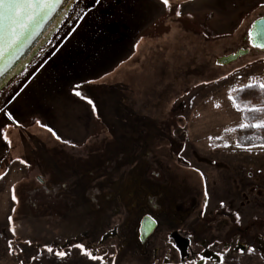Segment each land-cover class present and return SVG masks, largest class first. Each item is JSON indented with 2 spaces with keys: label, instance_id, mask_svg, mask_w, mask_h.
<instances>
[{
  "label": "rangeland",
  "instance_id": "obj_1",
  "mask_svg": "<svg viewBox=\"0 0 264 264\" xmlns=\"http://www.w3.org/2000/svg\"><path fill=\"white\" fill-rule=\"evenodd\" d=\"M70 6L0 88V264H264V147L235 145L243 111L229 98L240 88L264 84V53L217 63L244 44L250 25L264 15V0H169L168 7L161 0H73ZM88 21L99 24L96 32L104 38L129 33L131 55L106 77L76 79L63 44ZM48 68L59 79L69 76L65 89L54 82L51 95L42 82ZM175 76L179 81L172 84ZM69 80L82 83L71 87ZM115 84L125 86L136 120H157L165 135L153 139L142 120L144 147L140 137L127 138L128 150L118 153L120 169L116 163L95 167L92 185H111L146 161L144 193L166 186L180 215L151 209L137 215L115 202H103L94 220L83 215L81 169L75 164L97 158L92 149L102 153L112 143L87 101ZM162 89L169 91L164 98L152 91ZM150 140L153 145L147 146ZM41 153L65 177L45 164ZM76 203L80 215L72 220L68 206ZM184 212H189L185 218ZM143 215L158 227L141 246ZM78 244L102 259L85 256ZM57 251L70 255L61 260Z\"/></svg>",
  "mask_w": 264,
  "mask_h": 264
},
{
  "label": "trees",
  "instance_id": "obj_2",
  "mask_svg": "<svg viewBox=\"0 0 264 264\" xmlns=\"http://www.w3.org/2000/svg\"><path fill=\"white\" fill-rule=\"evenodd\" d=\"M247 33L245 36H247ZM245 45L246 48L251 49L252 53H264V51L253 49L249 42ZM177 81H179V77L175 76L172 84H177ZM259 85V83H254L251 88L245 86L231 93V99L234 105L237 109L239 108L243 111L244 125L234 130V143L238 148L247 149L261 147V145H264V128L253 127V125L264 123V111H253V109H264V91L259 88ZM122 88L125 89V86L115 84L110 87H103L102 89L97 90L94 95L92 94L90 96V99L93 101V105L96 107L100 118L104 122L105 128L109 130V134L112 136V143L104 150L105 152L102 153H100L101 150L92 149V155L96 154V156H98L97 158L94 157V159H89L88 161L75 164L81 169L79 172L81 179L78 182L80 183L79 189L82 190L84 196L83 206L85 210L83 215L94 220L96 215L104 210L101 206L103 202H106L107 205L111 202H115L117 206H120L122 203L123 205H126L125 207L127 209H130L131 212L137 215L141 209H145V211L151 209L156 214L167 212L180 215L177 211L176 202L168 201L167 199L170 193L167 191L166 186H154L153 189H149L146 194L144 193V175L146 172V166L148 165L146 161L139 162L133 172H129V174L124 178L120 177V180L111 183V185L106 183L102 184L103 186L97 184L92 185L97 176L94 171L95 167L109 169L112 167V164L116 163L117 170L120 169L118 153L120 149L123 152L128 150L130 140L127 138L140 137L138 139L140 140L139 145L144 147L145 144L144 139L141 138L143 135L142 131L138 132L144 124L142 123L143 119L138 121L136 120L138 115L126 104L127 97L123 93ZM152 91L157 95L159 94V96L162 95V98L166 97V94L169 92L166 91V89L160 90L162 92ZM98 103H101L102 110L100 109V105ZM143 121L146 123L145 128L148 130L149 136L154 137L153 139L164 137L165 134L162 133V131L165 130L160 127L157 120L150 119ZM245 125L246 127H244ZM225 134L227 137L229 136V133ZM168 138L172 139V136L169 135ZM152 140L148 142L147 146L153 145L152 142L154 141ZM140 153L142 154V157H146L149 151L144 149ZM41 154L43 156V162L50 165V168L52 170L54 169L58 176L62 175L61 177H63L64 174L60 172L57 163H55L47 153ZM99 162L100 165L98 164ZM115 171L116 169L114 172ZM108 187L111 188L112 192L104 191ZM177 187L178 186L176 185V188ZM76 190L78 191L77 188ZM73 192L74 191H72V193ZM96 192H98V195L95 196ZM70 200L72 199L70 198ZM80 205L81 204L76 203L68 206V213L70 214L72 220H75V218L80 215L78 209ZM140 205L143 207L139 209ZM188 214L189 212H184L181 213V216L185 218ZM99 223L97 226L101 224ZM137 240L138 243L143 246L139 236L137 237Z\"/></svg>",
  "mask_w": 264,
  "mask_h": 264
},
{
  "label": "crops",
  "instance_id": "obj_3",
  "mask_svg": "<svg viewBox=\"0 0 264 264\" xmlns=\"http://www.w3.org/2000/svg\"><path fill=\"white\" fill-rule=\"evenodd\" d=\"M92 17H94V15ZM98 25V23L90 21L82 23L76 28L78 34L64 41L63 46L68 45L65 49V55L66 57H70L68 59L75 63L73 67V69H75V74H73L74 76L72 77L76 79L82 77L86 79L106 77L108 73L121 65V63L131 55V53H129L130 48L128 49L131 45V36L129 35L130 37H128L129 33H124V36L121 35V37L119 36L116 40H111V38H104L102 34L96 32L98 30ZM114 29L119 31L118 34H120V27ZM135 43L133 46H135ZM65 55L62 57L64 58ZM68 59H66V61ZM62 76H64V78ZM62 76L59 79L51 68L47 69L46 77L42 79V82L45 84L43 85L44 87H49V89H47L49 91L48 95L55 92L52 89L54 87L57 88L61 86V88L65 89L63 86H65L66 83L63 81H66V77L69 76L64 74H62ZM56 77L57 80L55 81ZM72 77L70 80H72ZM70 80L69 85L71 87L75 84L82 83H73V81L70 82ZM47 81L51 82V85H47ZM54 82L56 86L53 87L52 85Z\"/></svg>",
  "mask_w": 264,
  "mask_h": 264
},
{
  "label": "snow or ice",
  "instance_id": "obj_4",
  "mask_svg": "<svg viewBox=\"0 0 264 264\" xmlns=\"http://www.w3.org/2000/svg\"><path fill=\"white\" fill-rule=\"evenodd\" d=\"M63 0H0V60L4 58L6 54H12L18 49L24 41L28 38L34 27H38L39 24L45 19L52 9L61 4ZM96 3H100V0H95ZM165 7L169 6V0H161ZM176 15H180L179 12ZM255 27V25H253ZM259 35V33L257 34ZM249 39L253 43V47L264 49V43H258L256 38L251 32L248 33ZM79 87V85H77ZM249 88L253 87L248 85ZM259 88L264 91V84H260ZM75 95L84 98L81 92L76 91ZM231 99V97H229ZM89 104H93L92 100L87 101ZM95 110V108L93 109ZM238 110H240L238 108ZM3 111V109H0ZM253 111H264V109H253ZM9 119L12 117L9 115ZM246 127V125L244 126ZM256 128H264V123L253 125ZM49 132L56 135L51 128H48ZM5 139L7 137L5 136ZM59 139V137H57ZM264 147V145H261ZM13 199L15 197L13 196ZM237 222H239V216H237ZM76 248H80L81 252L90 258H97L92 253L87 252L83 245H75ZM49 253L53 252L52 248H48ZM247 251V249H246ZM251 251H254L251 250ZM55 256L63 260L70 253L64 251H57Z\"/></svg>",
  "mask_w": 264,
  "mask_h": 264
},
{
  "label": "water",
  "instance_id": "obj_5",
  "mask_svg": "<svg viewBox=\"0 0 264 264\" xmlns=\"http://www.w3.org/2000/svg\"><path fill=\"white\" fill-rule=\"evenodd\" d=\"M56 8L51 10V12L48 14V16L42 20V22L39 24L38 27L33 28L31 33L28 35V38L24 41V43L18 49H16L10 55L6 54L4 56V58L2 60H0V75L7 68H9V66L12 64V62L24 51V49L30 44V42L40 33L41 29L48 22L49 18L54 13ZM253 25H255V27H253ZM249 32H251L253 34V36L256 38L258 43H264V16H260L256 20L253 21V23L250 25V27L248 29V33ZM248 33H247V37H248L250 46L253 49L264 51V49L253 47V43L249 39ZM258 33H259V35H257ZM250 53H251L250 48L241 47L235 53L219 57L217 59V63L219 65L226 66V65H229V64H232V63L238 61L240 58H242L246 55H249ZM157 227H158L157 221L153 217H151L150 215H146L144 218H142L141 223H140V228H139L140 241L142 243H146L147 240L156 231Z\"/></svg>",
  "mask_w": 264,
  "mask_h": 264
},
{
  "label": "bare ground",
  "instance_id": "obj_6",
  "mask_svg": "<svg viewBox=\"0 0 264 264\" xmlns=\"http://www.w3.org/2000/svg\"><path fill=\"white\" fill-rule=\"evenodd\" d=\"M73 0H63V2L56 8L54 13L49 18L48 22L41 29L40 33L30 42V44L24 49V51L12 62V64L0 75V88L7 83V81L20 70L30 57L37 50L39 45L46 39V37L57 27L62 20L63 15L67 12L71 2ZM73 4L70 6L68 12L72 8ZM68 14V13H67ZM67 15H65L66 17ZM64 17V18H65ZM55 32V31H54ZM52 33L50 37L53 35ZM49 37V38H50ZM39 50V49H38ZM38 52V51H37ZM36 52V53H37ZM36 55V54H35ZM34 55V56H35ZM33 56V57H34ZM32 57V58H33ZM3 88V87H2ZM1 88V89H2ZM0 89V90H1Z\"/></svg>",
  "mask_w": 264,
  "mask_h": 264
},
{
  "label": "flooded vegetation",
  "instance_id": "obj_7",
  "mask_svg": "<svg viewBox=\"0 0 264 264\" xmlns=\"http://www.w3.org/2000/svg\"><path fill=\"white\" fill-rule=\"evenodd\" d=\"M243 42H244V44H243L241 47H246L245 44H247V43L249 42L247 36L244 37ZM241 47H240V48H241ZM145 216H146V215H143L142 218H144ZM142 218H141V220H142ZM140 223H141V221H140ZM139 228H140V226H139ZM114 235H115L114 233H111V234L107 235V237L109 238L110 236H114ZM139 238H140V233H139ZM143 244H144V243H143Z\"/></svg>",
  "mask_w": 264,
  "mask_h": 264
}]
</instances>
